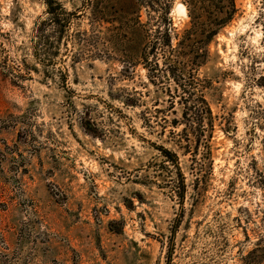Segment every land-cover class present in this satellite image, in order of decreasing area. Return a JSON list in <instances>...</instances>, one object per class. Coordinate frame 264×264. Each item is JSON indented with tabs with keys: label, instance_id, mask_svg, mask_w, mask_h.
Segmentation results:
<instances>
[{
	"label": "rangeland",
	"instance_id": "1",
	"mask_svg": "<svg viewBox=\"0 0 264 264\" xmlns=\"http://www.w3.org/2000/svg\"><path fill=\"white\" fill-rule=\"evenodd\" d=\"M235 3L198 71L214 117L199 172L164 86L122 74L126 44L45 77L30 42L44 0H0V264H264V0Z\"/></svg>",
	"mask_w": 264,
	"mask_h": 264
},
{
	"label": "trees",
	"instance_id": "2",
	"mask_svg": "<svg viewBox=\"0 0 264 264\" xmlns=\"http://www.w3.org/2000/svg\"><path fill=\"white\" fill-rule=\"evenodd\" d=\"M172 1L79 0L68 10L57 0H44L45 17L36 23L30 42L33 59L43 68L45 77L57 73L63 83L67 79V61L75 65L84 60L110 59L115 56L114 48L126 44L129 53L123 56L122 74L141 65L153 85L156 82L164 86L170 110L175 105L181 109V120L171 123L183 129L170 130V135L179 144L185 143L187 154L201 172L205 162L210 161L214 117L205 97L209 80L199 77L198 71L208 61L209 44L231 24L238 9L235 0H181L189 21L178 34L170 19ZM142 11L146 22L141 19ZM22 66L37 72L25 62ZM155 148L178 171L177 194L182 201L185 184L176 154L162 146ZM198 154L201 164L196 159Z\"/></svg>",
	"mask_w": 264,
	"mask_h": 264
},
{
	"label": "bare ground",
	"instance_id": "3",
	"mask_svg": "<svg viewBox=\"0 0 264 264\" xmlns=\"http://www.w3.org/2000/svg\"><path fill=\"white\" fill-rule=\"evenodd\" d=\"M174 12L177 13L178 15H181V16L187 18L186 9H185V6L182 3H177L175 5Z\"/></svg>",
	"mask_w": 264,
	"mask_h": 264
}]
</instances>
